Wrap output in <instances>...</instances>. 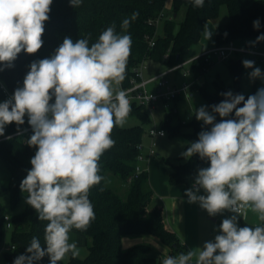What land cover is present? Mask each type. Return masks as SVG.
Instances as JSON below:
<instances>
[{"label": "clouds", "instance_id": "obj_1", "mask_svg": "<svg viewBox=\"0 0 264 264\" xmlns=\"http://www.w3.org/2000/svg\"><path fill=\"white\" fill-rule=\"evenodd\" d=\"M52 3L0 0V71L11 68L22 51L35 54L41 49ZM82 3L69 0L74 9ZM192 3L202 8L205 0ZM138 15L134 12L124 19L121 28L126 32ZM253 27L259 29V19ZM203 35L207 41L212 37L207 25ZM89 40L90 34L76 41L65 37L50 58L32 62L23 86L0 102V136L12 123L19 129L25 117L33 131L27 144L36 151L20 190L27 194L25 202L38 220L47 222L45 245L33 236L26 253L13 264H34L45 256L50 264H58L69 253L78 257L80 249L69 242V233L86 231L95 220L89 192L105 179L99 174L100 158L115 145L112 131L124 127L132 110L127 91L118 87L126 78L132 37L117 34L112 25L91 46ZM260 41L264 34L256 38ZM242 64L253 69L251 79H264L253 61ZM221 95L225 99L212 105L211 111L208 106L195 110V118L210 127L181 155L186 159L198 155L210 162L198 170L193 187L186 190L188 202L198 203L212 217L225 211L232 215L222 220L214 240L166 256L162 264H264V87L247 99L232 91ZM201 189L204 195L197 194ZM250 212L258 223L238 226Z\"/></svg>", "mask_w": 264, "mask_h": 264}, {"label": "trees", "instance_id": "obj_2", "mask_svg": "<svg viewBox=\"0 0 264 264\" xmlns=\"http://www.w3.org/2000/svg\"><path fill=\"white\" fill-rule=\"evenodd\" d=\"M166 5L167 0H83L82 5L74 9L70 6L69 0H53L50 19L45 23L42 36L44 43L41 49L35 54H26L22 51L11 68L0 71V78L13 94L18 88L15 68L17 60L25 62L27 74L32 62L50 58L65 37L76 41L90 34L91 46L107 27L115 25L117 34H130L132 37L126 78L122 82L123 87L127 88L134 76L133 70L145 65L149 60L164 63L170 69L186 62V54L201 42L205 25L219 18L222 6H226L230 20L224 26H216L215 47L230 42H256V38L264 34V0H205L202 8L194 7L192 0H172L171 19L163 17V14H166ZM134 12L139 15L125 32L121 28L122 21L130 18ZM181 13L184 18L178 21ZM257 19L260 21L259 29L253 27V21ZM159 20L161 23L157 26ZM153 39L155 45L151 47L150 41ZM193 64L198 77L212 62L199 57ZM242 65L241 59L232 58L228 61L234 78L233 94H241ZM215 85L216 95L210 94L206 88L199 87L196 83L191 87L192 91L200 92L210 110L212 105L219 104L225 99L221 93L228 91L217 82ZM244 96L247 99L249 95ZM6 99L0 88V102ZM131 109L127 118L137 117L141 124L130 128L117 126L113 129L111 136L115 145L105 151L99 161L101 169L99 174L105 179L94 185L89 192L95 220L86 231L75 229L77 233L87 238L88 256L85 260H80L70 255L69 264H162L165 255L178 256L187 252L176 233L168 228L164 208L155 197L149 173L143 171L136 177L139 157L144 151L141 147L145 126L150 125L152 120L146 107L131 105ZM177 115L176 109L171 110L160 129L170 136H184L188 142L187 147L191 142L198 140V134L202 130L210 127L196 118L185 124H174ZM232 116L234 117V113ZM216 119L219 122L221 118L217 115ZM184 126L191 130L182 134ZM21 132L24 133L12 137ZM31 132L33 131L25 117V124L19 126V129L12 123L6 126L5 135L0 136V250L7 247L4 244L6 232L11 234L8 246L14 248L4 252L1 264H13L16 257L25 254L33 236L40 240L42 247L45 245L44 229L47 222L39 221L33 208L26 204L22 212L14 213L11 216L12 229L8 230L6 213L1 202L2 198L9 196L13 212L20 206L22 200L20 183L31 169L30 160L36 151L27 144V141H23L21 136ZM209 163L194 155L184 164H173L169 184L192 187L198 170L208 167ZM113 187H118L119 191ZM121 190L125 192L121 194ZM245 224L255 226L243 221L240 227ZM127 237L156 238L168 253L157 258L152 255L153 248L149 244L124 249L123 240ZM47 259L48 256H45L34 264H45Z\"/></svg>", "mask_w": 264, "mask_h": 264}, {"label": "rangeland", "instance_id": "obj_3", "mask_svg": "<svg viewBox=\"0 0 264 264\" xmlns=\"http://www.w3.org/2000/svg\"><path fill=\"white\" fill-rule=\"evenodd\" d=\"M166 14L172 17V0H167L166 5ZM184 18L183 13L180 14L178 21H182ZM229 13L226 6H222L220 9L219 18L216 21H211L207 24V27L212 30V37L210 40L202 37V40L199 44L193 46L189 52L185 56V61H189L191 59L199 58L201 55L208 50L213 49L216 46L215 38H214V29L216 30V26H224L229 22ZM243 45V44H242ZM259 49L264 51V41H260L258 43ZM213 47V48H212ZM211 48V49H210ZM236 58V57H234ZM241 60L244 61L246 58L240 56ZM238 59V58H237ZM208 62H212L210 67L205 71L201 72L198 77L196 76L194 64L186 65L182 69H177L173 72H170L164 80L167 81L169 86H172L176 89H183L184 87H188V93L186 95H182L178 100L171 101L167 105L160 102L155 107L148 109V114L151 117L152 123L150 125L145 126V135L143 139L144 153L145 159L140 162L141 165H146L147 172L151 177V173L153 176L162 175L166 171L171 169V166L184 164L188 159L184 158L181 154L186 150L187 140L182 135L170 136L167 135L164 138L157 139L158 146L156 147V156L149 155V147L151 145L152 139L148 136V130L151 128H160L162 123L165 121L166 115L173 109L178 111L177 117L174 119V124H185L195 119V110L201 106H207L205 99L200 94L199 91H192L191 87L195 83L199 87H204L207 91L212 94H217V87L215 82L223 85L228 91H234V78L231 74V71L228 67V61H220L214 57H211ZM254 67H259L261 72L264 73V62L258 61L254 64ZM16 68V77L18 81V87L23 86L24 77L26 76V68L25 62L22 60H17L15 63ZM169 66L164 63H159L155 61H147L145 67L143 68V78L145 80H149L156 75L168 71ZM253 69H246L242 65L241 77H240V92L243 95H251L255 94L256 91L264 87V79H251L249 74ZM186 72L190 74L188 76H184ZM114 87H117L114 85ZM150 90H153L155 87L153 85L149 86ZM209 111H211L208 108ZM141 121L137 117H129L123 128H130L136 125H140ZM191 129L187 126L182 127V134L189 132ZM33 132L21 136L23 141H27ZM153 160L156 165L152 168L151 171L149 169V161ZM162 173V174H161ZM169 184V183H168ZM170 185V184H169ZM118 186V185H117ZM115 188V187H113ZM116 187L115 189H117ZM119 191V190H118ZM125 192L121 190V194ZM200 195H204L203 190H200ZM26 193H22V200L20 206L16 212H13L10 206V198L6 196L1 199L6 215L13 216L14 213H20L25 209L26 202L25 197ZM169 198V197H168ZM194 208L196 207V211L194 215L192 214V219L190 223H192L187 230H184L180 227L174 228L176 230L177 236L179 240L186 244V247L190 250H195L198 247H202L206 241L214 240L215 236L219 233V226L223 219L230 218L232 215L230 212L225 211L222 214L217 216H209L206 210H203L198 203H193ZM193 208V209H194ZM251 213V212H250ZM252 217L256 219L255 214H252ZM257 221V220H256ZM243 222L242 219L239 220L238 226ZM246 223H255L253 220L248 219L245 221ZM258 223V221H257ZM186 226V225H185ZM70 243L76 242L78 248L80 249V255L76 258L80 260H85L88 256L87 249V238L83 235L76 232L75 229H72L69 233ZM185 236V237H184ZM11 234L10 232H6L4 237V244L8 246L10 244ZM140 244H149L153 248L152 255L157 258L160 257L163 251V245L159 242L158 239L153 237H144V238H135V237H127V240L123 242L124 249H128L130 247H134ZM130 246V247H128ZM166 251H168L166 249ZM168 253V252H167ZM70 253L66 255L63 261L58 262V264H69L70 262ZM45 264H50L49 257Z\"/></svg>", "mask_w": 264, "mask_h": 264}, {"label": "built area", "instance_id": "obj_4", "mask_svg": "<svg viewBox=\"0 0 264 264\" xmlns=\"http://www.w3.org/2000/svg\"><path fill=\"white\" fill-rule=\"evenodd\" d=\"M163 17L171 19V17L169 15L166 16L165 13L163 14ZM160 23L161 20H159L156 23L157 26H159ZM154 45L155 42L153 39L152 41H150V46L154 47ZM240 56L246 58V60L253 61L254 64H256L258 61L264 62V51H261L259 49V45L256 42H245L243 45H238L236 42H230L228 44L219 47H214L213 49L208 50L201 55V57H203L206 61H208L211 57H214L220 61H229L234 57L241 59ZM196 59L197 58L186 61L183 64L178 65L177 67H174L172 69H169L166 72L160 73L149 80H145L143 78L142 70L145 67V65H141L133 70L134 76L131 78L129 87L124 88L122 83L118 87L119 89H123L127 91L130 105L144 106L147 109H151L155 107L160 102L167 105L169 102L175 101L182 95H186L188 93V87H184L183 89H176L172 86H169V84L167 83L166 80H164V78L170 72H173L177 69H182L186 65L193 64ZM189 74H190L189 72H186L184 76H188ZM150 85H153L155 87L154 90H150L149 88ZM0 88L2 89L7 99H9L13 95L10 92L9 88L6 86V84L1 80V78H0ZM24 132L17 133L12 137L18 136ZM161 132H163V135H160ZM148 136L152 139L151 145L149 147V155L156 156L157 155L156 147L158 146L157 139L166 137L167 133L166 131L160 128H151L148 130ZM141 148H143L144 150V146H142ZM139 160L140 161L144 160L143 154L139 157ZM142 172L143 170L140 168V166H138L136 177L140 175ZM5 221H6V229L8 230L12 229L13 225L11 222V217L6 215ZM13 249H14L13 247L7 246V247H3L2 250H0V264L2 262L4 252ZM166 256L169 255H165L163 256V258Z\"/></svg>", "mask_w": 264, "mask_h": 264}, {"label": "crops", "instance_id": "obj_5", "mask_svg": "<svg viewBox=\"0 0 264 264\" xmlns=\"http://www.w3.org/2000/svg\"><path fill=\"white\" fill-rule=\"evenodd\" d=\"M214 38H215V29H214ZM244 43L245 42H238L237 44L242 45ZM143 156L145 159L144 151H143ZM148 163L150 165L149 169L151 171V167L153 168L156 165V163H154L153 160L149 161ZM139 166L143 171L147 172L146 165H141L139 163ZM169 174H170V170L169 171L165 170V173H163L162 175H159V178H158V176H153L151 173L150 184H151L152 189L155 192V197L158 203H160V205H162L164 208L168 228L172 230L174 233H176V230L174 228L181 226L182 229L187 230V228H189V226L192 225V223H190L192 219L191 215L192 214L194 215L197 208L196 207L194 208L193 203L188 202V198L185 195L186 190L191 189L193 186L192 187H188L186 185L171 186L168 184ZM197 194L200 195V193H197ZM248 219L253 220L255 222V223H251L252 225L257 224L256 219L252 217V213H249L248 218L243 221H247ZM125 240H127V238H125L123 242H125ZM181 243L186 247L185 243L183 242ZM163 248H164L163 254H166L168 251H166L165 247ZM186 249L187 251L189 250L187 247Z\"/></svg>", "mask_w": 264, "mask_h": 264}]
</instances>
